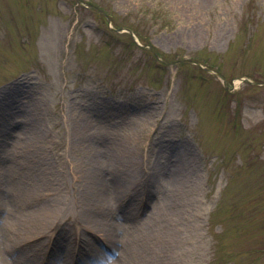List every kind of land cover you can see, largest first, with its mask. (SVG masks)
Masks as SVG:
<instances>
[{
  "label": "rangeland",
  "instance_id": "1",
  "mask_svg": "<svg viewBox=\"0 0 264 264\" xmlns=\"http://www.w3.org/2000/svg\"><path fill=\"white\" fill-rule=\"evenodd\" d=\"M80 1L0 0V264H264V0Z\"/></svg>",
  "mask_w": 264,
  "mask_h": 264
},
{
  "label": "bare ground",
  "instance_id": "2",
  "mask_svg": "<svg viewBox=\"0 0 264 264\" xmlns=\"http://www.w3.org/2000/svg\"><path fill=\"white\" fill-rule=\"evenodd\" d=\"M98 172V171H97ZM99 180V175L98 174H96V183H97V181ZM95 183V184H96ZM105 184H107V183H105ZM97 186V185H96ZM98 188H101L102 186L101 185H99V186H97ZM85 189H86V193L85 194H87V193H92L91 192V190L88 188V187H85ZM82 198H83V195L81 196V198H80V200H82ZM0 200H2V201H4L2 198H0ZM82 211V210H81ZM84 215H86V214H84ZM90 215V214H89ZM49 216H50V212H46L45 214H44V216L43 215H36L35 213H33V215H30V219H29V221H30V224L32 225V224H43L45 221H46V219H48L49 218ZM85 217H87V218H85ZM92 216H83V218H82V222H80V224H82V227L84 228V229H89V230H96V231H102V230H104V225H102L101 223H99L98 222V220L96 219V218H94V217H92L94 220H93V223H91V224H88V223H85V221L86 220H89V218H91ZM108 237L107 236H105V239H107ZM66 254H67V252H65L64 253V255L61 257V262H56V264H67V262H68V260H66ZM148 262H149V260H147ZM2 263L3 264H17V262H9V261H5V260H2Z\"/></svg>",
  "mask_w": 264,
  "mask_h": 264
},
{
  "label": "trees",
  "instance_id": "3",
  "mask_svg": "<svg viewBox=\"0 0 264 264\" xmlns=\"http://www.w3.org/2000/svg\"><path fill=\"white\" fill-rule=\"evenodd\" d=\"M143 18H144V16L138 15V17L136 18V21L129 22V24L126 25L128 28H130L141 39H143L144 37L141 35L142 34L141 32L139 33V31L137 30L135 25L137 24L136 22H139V20L142 21ZM108 31H110V30L108 29Z\"/></svg>",
  "mask_w": 264,
  "mask_h": 264
},
{
  "label": "water",
  "instance_id": "4",
  "mask_svg": "<svg viewBox=\"0 0 264 264\" xmlns=\"http://www.w3.org/2000/svg\"><path fill=\"white\" fill-rule=\"evenodd\" d=\"M185 61H188V62H190V60H185Z\"/></svg>",
  "mask_w": 264,
  "mask_h": 264
}]
</instances>
